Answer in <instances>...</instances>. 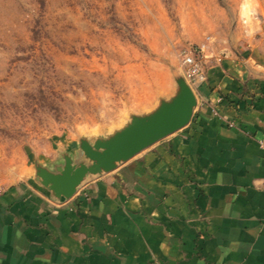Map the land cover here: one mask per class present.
<instances>
[{
	"label": "crops",
	"instance_id": "crops-1",
	"mask_svg": "<svg viewBox=\"0 0 264 264\" xmlns=\"http://www.w3.org/2000/svg\"><path fill=\"white\" fill-rule=\"evenodd\" d=\"M224 49L181 129L69 199L0 192V264H264V24Z\"/></svg>",
	"mask_w": 264,
	"mask_h": 264
},
{
	"label": "rangeland",
	"instance_id": "rangeland-1",
	"mask_svg": "<svg viewBox=\"0 0 264 264\" xmlns=\"http://www.w3.org/2000/svg\"><path fill=\"white\" fill-rule=\"evenodd\" d=\"M263 24L264 0H0V192L154 110L189 49Z\"/></svg>",
	"mask_w": 264,
	"mask_h": 264
},
{
	"label": "water",
	"instance_id": "water-1",
	"mask_svg": "<svg viewBox=\"0 0 264 264\" xmlns=\"http://www.w3.org/2000/svg\"><path fill=\"white\" fill-rule=\"evenodd\" d=\"M177 89L147 114L133 115L121 129L95 142L81 139L78 157L64 155L55 169L36 167L35 180L58 199L71 198L88 179L112 171L121 163L162 138L187 125L197 105V96L185 77L176 79ZM86 157L89 162H85Z\"/></svg>",
	"mask_w": 264,
	"mask_h": 264
},
{
	"label": "built area",
	"instance_id": "built-area-1",
	"mask_svg": "<svg viewBox=\"0 0 264 264\" xmlns=\"http://www.w3.org/2000/svg\"><path fill=\"white\" fill-rule=\"evenodd\" d=\"M183 62L186 65V80L190 86H195L206 79V71L203 60L196 55V49H189L185 52ZM260 146L264 149V139L260 141Z\"/></svg>",
	"mask_w": 264,
	"mask_h": 264
}]
</instances>
